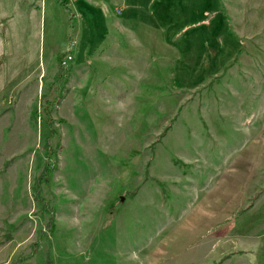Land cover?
Here are the masks:
<instances>
[{"label": "rangeland", "instance_id": "obj_1", "mask_svg": "<svg viewBox=\"0 0 264 264\" xmlns=\"http://www.w3.org/2000/svg\"><path fill=\"white\" fill-rule=\"evenodd\" d=\"M117 3L0 0V264H264V0Z\"/></svg>", "mask_w": 264, "mask_h": 264}, {"label": "crops", "instance_id": "obj_2", "mask_svg": "<svg viewBox=\"0 0 264 264\" xmlns=\"http://www.w3.org/2000/svg\"><path fill=\"white\" fill-rule=\"evenodd\" d=\"M94 0H87V2L88 3H92ZM96 1V0H95ZM127 1H130V0H118V3L115 5V7L116 8H118V6H122V5H127L128 6V13H127V16L126 17H124L123 15H124V9H125V6L124 7H119V9L121 10V12L119 13V14H117L116 13V9H115V16H113L112 18H111V20H110V23L111 24H115L114 22L116 21V20H125V21H128L129 23H133V22H136V21H138V19H136L135 17H136V15H140L141 16V19L143 18L142 16H149V15H156V19H155V21H156V24H155V26H154V28H160V23L158 22L159 21V18L161 17L160 15H162V14H164V13H161V11H158V13H156L154 10L153 11H148V10H146L145 8L143 9L141 6L142 5H146L147 3H145V0H141L142 1V3H141V5H140V7H134L131 3H127ZM57 2V1H56ZM58 3V2H57ZM64 4L66 3V2H63ZM154 4L155 3V0H150V4L149 5H151V4ZM59 4V3H58ZM152 4V5H153ZM69 8H70V6L69 5H67ZM131 6H133L135 9H132L131 8ZM154 7V6H153ZM154 9V8H153ZM91 12L89 13V15H84L81 11H77L78 12V25H79V32H80V34H82V32H84V31H86V28H87V24H89V25H91V26H93L94 25V23H93V21H95V18H94V16H96V15H101V17H102V13H101V10H99V9H93L92 8V10H90ZM70 14L72 15V17H74L75 16V14L74 13H72V12H70ZM135 16V17H134ZM142 21H143V19H142ZM145 24V23H144ZM144 24H143V27H142V29H147V28H145V26H144ZM85 25H86V28H85ZM146 25V24H145ZM126 26V27H125ZM122 25V29L123 30H127V32H130L131 31V29L132 28H135V27H130L129 26V24H127V25ZM72 27V30H73V25L71 26ZM146 27H147V25H146ZM90 34V33H89ZM122 36H124V35H122ZM130 36V35H129ZM136 36V35H135ZM134 35L131 37V38H133V37H135ZM93 37V35H91L90 34V38H92ZM73 42V41H72ZM116 45H120V44H118V43H116V44H112V46H110V47H115ZM108 49V48H107ZM106 49H104V51H105ZM104 51H102V53L104 52ZM101 53V54H102ZM119 53H123L122 51H120L119 49H118V52H116L115 54H114V56H118L119 55ZM101 54L100 55H98V56H101ZM104 54V53H103ZM102 54V55H103ZM72 55V54H71ZM86 62H90V61H88V60H86ZM78 72L79 73H81L80 72V69H78ZM80 78V77H79ZM68 79H71V81L68 83V86H69V84L72 82V79H75V77H73V75H71V72H70V70H69V72H68ZM68 88H70V87H68Z\"/></svg>", "mask_w": 264, "mask_h": 264}, {"label": "trees", "instance_id": "obj_3", "mask_svg": "<svg viewBox=\"0 0 264 264\" xmlns=\"http://www.w3.org/2000/svg\"><path fill=\"white\" fill-rule=\"evenodd\" d=\"M55 1H57V0H55ZM58 3H60L61 1L60 0H58L57 1ZM62 57V55H60L59 56V58H61ZM68 73L65 71L64 72V77L67 75ZM61 76V75H60ZM56 100V99H55ZM54 100V101H55ZM63 121V120H62ZM47 141H48V143H49V139H47ZM47 143V144H48ZM47 156L50 158V151H49V149L47 150ZM53 167L54 166H47V167H45L43 170H42V172H41V174L36 178L37 179V182H38V187H36L35 188V190H34V194H35V196H36V200L37 201H39V202H41V208L43 209V211H45L46 213H48L49 214V219H48V222H47V228H48V231L49 232H52L53 231V229H54V211L52 210V207L51 206H49L48 205V203H47V201H43V200H39L38 198H40V196H41V194H40V188H41V184H42V181L44 180V177H45V175L47 174V173H50V172H52V171H54V169H53ZM5 168H3V170H4ZM131 195H133V193H130ZM34 250H32L29 254H28V256L31 258V257H33L34 255H33V252ZM29 258V259H30ZM27 260V259H26ZM28 261V260H27ZM27 261H26V263H27ZM18 262H21V263H25V261H24V258L23 257H18V258H16L13 262H11V264H16V263H18ZM21 263H18V264H21ZM49 263V261L47 262V264ZM50 264V263H49Z\"/></svg>", "mask_w": 264, "mask_h": 264}, {"label": "built area", "instance_id": "obj_4", "mask_svg": "<svg viewBox=\"0 0 264 264\" xmlns=\"http://www.w3.org/2000/svg\"><path fill=\"white\" fill-rule=\"evenodd\" d=\"M117 13H120V10H116ZM72 57L71 55H67L63 60H62V65H65L69 60H71Z\"/></svg>", "mask_w": 264, "mask_h": 264}, {"label": "water", "instance_id": "obj_5", "mask_svg": "<svg viewBox=\"0 0 264 264\" xmlns=\"http://www.w3.org/2000/svg\"><path fill=\"white\" fill-rule=\"evenodd\" d=\"M119 200H120V201H123V200H124V197H120Z\"/></svg>", "mask_w": 264, "mask_h": 264}, {"label": "bare ground", "instance_id": "obj_6", "mask_svg": "<svg viewBox=\"0 0 264 264\" xmlns=\"http://www.w3.org/2000/svg\"><path fill=\"white\" fill-rule=\"evenodd\" d=\"M116 10H120L119 8H116ZM120 12H121V10H120ZM117 13V12H116ZM117 14H119V13H117Z\"/></svg>", "mask_w": 264, "mask_h": 264}]
</instances>
